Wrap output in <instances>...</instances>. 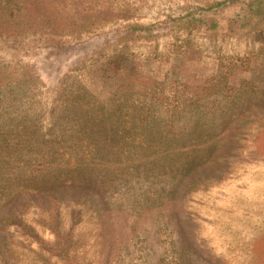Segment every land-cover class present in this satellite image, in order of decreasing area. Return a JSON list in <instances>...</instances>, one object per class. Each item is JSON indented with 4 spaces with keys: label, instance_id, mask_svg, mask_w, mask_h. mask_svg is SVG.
Listing matches in <instances>:
<instances>
[{
    "label": "rangeland",
    "instance_id": "374dc122",
    "mask_svg": "<svg viewBox=\"0 0 264 264\" xmlns=\"http://www.w3.org/2000/svg\"><path fill=\"white\" fill-rule=\"evenodd\" d=\"M218 1L0 0V264H264V22L170 24Z\"/></svg>",
    "mask_w": 264,
    "mask_h": 264
},
{
    "label": "trees",
    "instance_id": "16d2710c",
    "mask_svg": "<svg viewBox=\"0 0 264 264\" xmlns=\"http://www.w3.org/2000/svg\"><path fill=\"white\" fill-rule=\"evenodd\" d=\"M237 0H221L216 2L215 4L208 6V7H198L193 9L192 11L181 15L180 17L173 18L177 20H181L182 23L188 18L192 19V17L196 16L197 14H203L204 11L210 12L216 10L217 7H223V6H233L234 3ZM250 4L248 5L249 11L247 12V15L243 19H235L231 22V29H236L239 26L241 28H247L251 25H257L261 22H264V0H249ZM6 11L0 13V36L5 35L8 31V28L5 24V21L1 19L3 15L8 16L7 12L11 11L13 13H20L21 9H15L10 6V3H6ZM197 12V13H196ZM201 12V13H200ZM196 13V15H194ZM176 20H174L172 23H175ZM168 25V24H167Z\"/></svg>",
    "mask_w": 264,
    "mask_h": 264
}]
</instances>
